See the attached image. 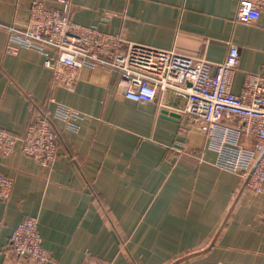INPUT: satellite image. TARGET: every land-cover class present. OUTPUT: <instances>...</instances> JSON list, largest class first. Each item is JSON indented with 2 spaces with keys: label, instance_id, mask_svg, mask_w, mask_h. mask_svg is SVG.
Returning <instances> with one entry per match:
<instances>
[{
  "label": "crops",
  "instance_id": "1",
  "mask_svg": "<svg viewBox=\"0 0 264 264\" xmlns=\"http://www.w3.org/2000/svg\"><path fill=\"white\" fill-rule=\"evenodd\" d=\"M34 1L0 0V25L25 27ZM39 1L60 12L68 1L79 25L214 64L233 43L240 63L232 93L244 91L248 75L264 82V10L257 22L238 23V0ZM8 39L0 26V129L22 136L48 119L58 150L49 167L19 146L0 154V175L14 183L0 201V264H34L9 248L29 216L38 220L47 264H264V195L219 165L215 139L231 144L236 122L208 136L181 112L184 98L128 100L109 69L84 67L69 89L45 67L46 55L8 54ZM59 107L81 118L59 120ZM237 143L253 151L257 138L240 135Z\"/></svg>",
  "mask_w": 264,
  "mask_h": 264
},
{
  "label": "built area",
  "instance_id": "2",
  "mask_svg": "<svg viewBox=\"0 0 264 264\" xmlns=\"http://www.w3.org/2000/svg\"><path fill=\"white\" fill-rule=\"evenodd\" d=\"M63 12L48 10L42 1L30 7L25 27L0 25L9 33L6 52L17 55L28 49L46 55L45 67L69 89H73L76 73L84 67L109 69L118 74V91L128 100L152 103L171 92L185 99L182 113H188L201 132L212 134L220 124L237 123L233 141L227 144L215 139L219 148V165L242 172L244 187L264 195V82L259 76L248 75L240 95L232 93L234 75L239 69L238 47L229 43L226 58L212 63L205 58L191 57L177 49L161 50L127 43L116 35L75 23L70 18V3ZM264 0H238L236 21L251 24L259 20ZM81 114L59 107L56 117L67 123L80 119ZM192 117V118H191ZM72 124V123H71ZM240 135L254 136L253 151L238 147ZM44 167L56 158L58 143L48 119H38L24 135L0 129V154L8 156L17 147ZM14 188L12 179L0 175V201H8ZM264 223V213L261 215ZM10 251L34 264L50 260L38 229L36 217H26L13 231Z\"/></svg>",
  "mask_w": 264,
  "mask_h": 264
},
{
  "label": "rangeland",
  "instance_id": "3",
  "mask_svg": "<svg viewBox=\"0 0 264 264\" xmlns=\"http://www.w3.org/2000/svg\"><path fill=\"white\" fill-rule=\"evenodd\" d=\"M184 109V108H183ZM182 109V110H183ZM188 113H185V112H183V115H187ZM190 115V114H189ZM189 115H187L186 117H189ZM192 118V117H191ZM191 121V120H190ZM193 126H196V129H198L200 132H201V129H200V127L198 126V124H196V123H193ZM207 135H209V134H207ZM244 188H246V187H244ZM247 189V188H246Z\"/></svg>",
  "mask_w": 264,
  "mask_h": 264
},
{
  "label": "water",
  "instance_id": "4",
  "mask_svg": "<svg viewBox=\"0 0 264 264\" xmlns=\"http://www.w3.org/2000/svg\"><path fill=\"white\" fill-rule=\"evenodd\" d=\"M165 114L167 113V112H164ZM171 115V117H173V118H179V115L178 114H176V113H172V114H170Z\"/></svg>",
  "mask_w": 264,
  "mask_h": 264
}]
</instances>
